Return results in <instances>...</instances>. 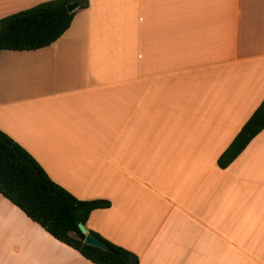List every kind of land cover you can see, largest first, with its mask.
Returning a JSON list of instances; mask_svg holds the SVG:
<instances>
[{
	"label": "crops",
	"instance_id": "0c3cea01",
	"mask_svg": "<svg viewBox=\"0 0 264 264\" xmlns=\"http://www.w3.org/2000/svg\"><path fill=\"white\" fill-rule=\"evenodd\" d=\"M49 0H0V19ZM264 0H88L51 45L0 51V130L139 264H264ZM0 264H94L0 194Z\"/></svg>",
	"mask_w": 264,
	"mask_h": 264
},
{
	"label": "trees",
	"instance_id": "16d2710c",
	"mask_svg": "<svg viewBox=\"0 0 264 264\" xmlns=\"http://www.w3.org/2000/svg\"><path fill=\"white\" fill-rule=\"evenodd\" d=\"M88 0H49L0 19V51L36 50L47 47L70 27L77 10L67 5ZM264 129V98L252 112L229 146L217 158L220 168L228 167ZM0 194L21 209L55 239L78 251L94 264H139L134 252L112 243L88 229L106 247L102 250L84 242L80 223L87 226L91 213L107 209V199H79L54 182L36 159L19 143L0 130Z\"/></svg>",
	"mask_w": 264,
	"mask_h": 264
},
{
	"label": "water",
	"instance_id": "95a60500",
	"mask_svg": "<svg viewBox=\"0 0 264 264\" xmlns=\"http://www.w3.org/2000/svg\"><path fill=\"white\" fill-rule=\"evenodd\" d=\"M79 8V3L78 2H72V3H69L67 5V9L72 12V11H75ZM79 227V230L81 231V233L84 235V242L88 245H91V246H94V247H98L102 250H106L107 247L99 240L97 239L96 237H94L91 233L88 232V229L87 227L80 223L78 225Z\"/></svg>",
	"mask_w": 264,
	"mask_h": 264
}]
</instances>
